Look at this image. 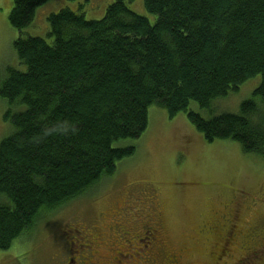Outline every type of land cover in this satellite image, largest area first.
Listing matches in <instances>:
<instances>
[{"label":"trees","instance_id":"trees-1","mask_svg":"<svg viewBox=\"0 0 264 264\" xmlns=\"http://www.w3.org/2000/svg\"><path fill=\"white\" fill-rule=\"evenodd\" d=\"M14 48L0 96L27 109L0 144V251L112 177L136 146L150 109L186 113L204 140H232L264 160V0H115L101 20L63 9L48 17L54 40L25 35L49 0H13ZM261 76L239 110L208 118L215 100ZM261 103V104H260Z\"/></svg>","mask_w":264,"mask_h":264},{"label":"rangeland","instance_id":"rangeland-1","mask_svg":"<svg viewBox=\"0 0 264 264\" xmlns=\"http://www.w3.org/2000/svg\"><path fill=\"white\" fill-rule=\"evenodd\" d=\"M114 1L49 0L38 8L25 35L52 42L51 14L70 9L83 13L87 20H101ZM13 6V0H0V86L9 69L26 70L14 48L20 32L9 21ZM130 7L151 24L156 22L144 0H134ZM260 83L261 76L248 80L239 91L215 100L210 110L197 102L190 109L206 118L235 113ZM26 109L25 104H12L0 96V144L15 131L7 116ZM128 145L136 146V153L121 161L112 177L96 190L45 215L32 235L20 239L10 250L0 251V264H59L57 254L70 238V223L99 214L103 217L100 221H110L113 211L126 206L128 212H136L135 216L139 211L148 216L152 209L159 210L170 240L187 247L197 248L200 239L208 240L233 226L250 234L264 232V160L245 153L239 143H208L186 113L170 119L167 110L153 106L146 132L138 139L116 143L120 147ZM200 259L193 252L187 261Z\"/></svg>","mask_w":264,"mask_h":264},{"label":"flooded vegetation","instance_id":"flooded-vegetation-1","mask_svg":"<svg viewBox=\"0 0 264 264\" xmlns=\"http://www.w3.org/2000/svg\"><path fill=\"white\" fill-rule=\"evenodd\" d=\"M113 213L110 221H100L99 214L70 223L59 264H264V232L233 226L193 248L170 240L159 210L135 216L126 206ZM193 252L201 259L187 261Z\"/></svg>","mask_w":264,"mask_h":264}]
</instances>
